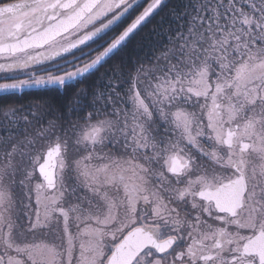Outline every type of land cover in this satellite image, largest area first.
<instances>
[{"label":"snow or ice","instance_id":"snow-or-ice-1","mask_svg":"<svg viewBox=\"0 0 264 264\" xmlns=\"http://www.w3.org/2000/svg\"><path fill=\"white\" fill-rule=\"evenodd\" d=\"M91 2L92 0H30L36 11L33 17H29L27 20L28 27L24 35H17L14 40L11 36L7 40L0 38V56L7 60V62L0 63V73H4V75H0V80L13 81L0 83V93L15 94L20 89L35 88L52 91L59 95L61 89L67 91L75 88L78 84H83L105 63L119 56L164 3L163 0H108L111 18L105 17L107 23L103 25L102 29L89 31V28L94 27L97 22L96 17L87 15ZM190 2L193 5V16L190 17V20H193L192 30L196 31L194 20H199L201 25L205 23V20L199 15V9L204 5H208L210 8L211 0H190ZM113 4L115 5L114 8L112 7ZM0 5H11V0H0ZM203 15L205 18L208 17L209 11L206 10ZM82 21L87 25L84 28L86 35L74 43L57 44V38L62 33L78 28ZM208 23L210 24L211 21ZM21 27L24 25L22 24ZM8 41L12 42L9 43ZM255 43L260 46L264 44V40L258 39ZM42 48L51 51H38ZM165 54H167V50H165ZM140 64V67L133 66L127 71L125 82L129 85L135 80L134 74L138 79L144 71L142 62ZM114 67L117 68L120 77L124 79L125 73L119 71V65H114ZM116 75L117 73H114L108 77L104 86L93 82L94 87L91 91L86 87L80 88L70 97L68 114L77 113L83 124L82 128L78 124L70 125L72 135H69V129L64 127L60 119L50 115V109L47 103L43 101L38 104L33 103L27 113L19 112L15 106H10L4 113L3 121H8L13 128L18 129L23 125L25 131L30 126L35 129L34 135L26 134L24 137L27 147L33 151L21 152V159L27 156L30 161V166L23 169L25 179L29 182H36L34 189L38 196V208L27 218V230L33 233L43 232L45 235H50L52 239L29 250L28 254L32 264H57L55 259L58 255L56 240L64 237H67L68 247L66 251L69 256V264H71L73 248L69 222L73 217L88 225V230L81 233L86 237L87 243L82 242L80 244L81 251L78 264H116L119 252L117 257L109 259L110 254L105 251L106 235L114 237L115 233H106V229L113 227L126 229L127 224L136 222L135 218L143 211L139 206V200L143 198L146 203L149 200L144 195L145 189L142 186H135L125 195L127 203H118L108 192H97L94 194L98 197L99 203L92 204L89 202V208L85 209L80 202H65L67 197L64 176L71 170L74 163L79 164V162L70 161L67 155V171L62 173L59 181L54 178L51 171L53 157L59 155L62 148L67 153L70 143L77 149L83 146L85 151L89 145L92 148L103 146L105 134L114 127L112 119L115 113L110 115L109 109L112 107L113 92L119 93L121 88V83L115 79ZM177 75H179V70H177ZM101 77L98 79L100 80ZM223 87L222 84H217L218 91H222ZM196 95L199 96L200 93L197 92ZM128 98L133 99L131 96ZM165 99L177 100L175 96L169 97L167 95H165ZM8 111L15 119L8 120ZM235 112L236 109L231 107L229 109L230 117H234ZM163 115L164 113L161 111V116ZM246 127L251 129L253 125L249 123ZM77 129H79L78 133ZM212 133H214L213 143L216 147L210 153V159L220 162L222 160V147L227 145L228 148H231L236 133L231 131L225 133L219 122L212 124ZM53 139L55 140L54 147L51 144L45 145V141H52ZM6 140L7 137L0 133V145H3ZM44 150H46L48 158L47 163L44 162ZM176 164V159L171 158L167 173L171 174L178 183H182L179 175L180 169L176 167ZM190 165L194 166V162L191 160L185 161L183 164L185 168ZM61 167H64L63 161H61ZM82 174L85 177L90 175L86 168ZM8 175L7 168H0V225H7L9 228L5 237H0V239L3 240L4 246L12 247V231L15 225L12 221L11 211L15 205L2 187L3 181ZM161 175L167 178L164 172ZM203 182L204 179L201 178V183ZM57 186H61L59 194L50 195L49 188ZM190 192L191 185H185L182 190L176 192V197L183 202ZM191 206L195 209L200 205L193 202ZM93 208L96 209L95 213L92 211ZM5 210L7 214H5ZM121 211L125 213L124 216H120ZM89 218L94 219L95 226H92ZM226 222L227 220L223 221L219 228L208 235V238H216L217 248L222 247L221 240L228 236L222 226ZM175 224L178 226L176 231H180L184 226L183 218L178 217ZM137 233L146 236L153 242L155 241V236L152 233H146L142 228L137 229ZM224 242L231 243V240L227 239ZM175 246L176 244L173 242L165 250L157 251L154 249L149 252L145 249L139 255L130 249H124V251L129 253L131 264H141V262L143 264H149V262L151 264H164L163 257L166 252L171 251ZM197 254L198 249L189 247L186 254L185 252H177L174 260L183 264L185 255H187L188 258L195 261ZM202 258L205 261L216 259L217 264H223V257L219 253L217 257L203 256ZM237 259L243 260L244 258L237 257ZM0 264H3L2 260H0ZM8 264H20V262L15 257L10 256Z\"/></svg>","mask_w":264,"mask_h":264},{"label":"rangeland","instance_id":"rangeland-1","mask_svg":"<svg viewBox=\"0 0 264 264\" xmlns=\"http://www.w3.org/2000/svg\"><path fill=\"white\" fill-rule=\"evenodd\" d=\"M112 7L114 8L115 5L113 4ZM35 11V7L32 6V8L19 12L9 20H0V28L7 27L3 32V38H7L9 34L7 31L17 26V24L27 25L28 18L33 17ZM109 13L108 0H104L90 15L96 17L97 22L94 27L89 28V31L102 29L103 25L107 23L105 16L111 18V13L108 15ZM247 21L243 23L246 32H249L251 28L248 23L251 24V22L249 19ZM85 27L87 25L82 21L78 28L57 39V44L66 45L80 40L87 34L84 31ZM255 28L260 35L258 39L264 40V21L256 24ZM215 35H219L218 38ZM257 37L255 35V38ZM208 45L210 46L209 53L203 55V59H200L201 63L198 68L196 69V65H194L186 73L191 77L189 80L188 77L186 79V77L177 76V72L173 69H169L161 77L153 80V87L147 85L151 78L146 81L140 79V87L138 90L130 91L127 96L128 105L122 107V112H116L117 109L115 108L113 112L115 116L112 119L114 127L110 128L105 134L103 146L92 148L89 145L87 151H85L83 146L77 149L70 143L67 153L65 149H61L55 173L57 181H59L62 173L67 171V155L70 161L79 162V164L74 163L71 170L64 176L66 203L87 202L86 205L89 208V202H92V204L99 203L98 197L94 194L97 192H108L118 203H127L125 195L135 186H142L145 189L144 195L150 197L147 194L149 191L148 172L144 153L149 151L148 155L153 160L164 159L166 155L177 149L176 143L170 138L171 135L191 136L198 133L199 127H212V124L217 122L220 123L221 127L238 124L244 130L249 121H252L254 128L253 130L249 129V134H253L252 131L258 132L262 135L264 142V128L261 131L258 130L257 126L259 121L264 123V113L252 106L254 101L264 98V54H258L264 53V44L254 46L253 41L241 37L237 31L233 33L230 30L226 32L215 30L214 37ZM226 49L228 50L226 51ZM210 65L215 66L218 70L214 78L211 77ZM214 79L216 82H213ZM217 84L224 86L222 91L217 90ZM212 87H214L213 90L210 89ZM197 92L200 93L199 96L196 95ZM165 95L175 96L177 100H167ZM209 95L212 97L211 102ZM129 96L133 99L130 100ZM192 98L199 101V107L195 110L182 105V101L190 100L191 102ZM215 102L220 103L219 108H214ZM250 106L252 110L247 108ZM231 107L236 109L234 117H230L229 109ZM214 109L220 110L221 114L214 112ZM247 109L249 112L252 111L249 113L251 114L248 116L249 120H238L241 115L245 114ZM18 111L25 113V111ZM161 111L164 113L163 116H161ZM211 111H213L212 115H210ZM13 118L9 111L8 120ZM29 118L31 119V117ZM7 123V125L10 124ZM200 124L202 125L200 126ZM21 127L24 129L23 125ZM158 128L164 130L159 133L160 129L158 130ZM78 131L79 129H77V133ZM27 134L34 135V133ZM69 135H72L71 129H69ZM254 136L256 137V135ZM165 137L170 138V140H166ZM256 140L260 141L257 138ZM49 144L54 146L55 140L45 141L46 146ZM17 147L18 150H16ZM24 151H33L27 147L24 137L16 141L15 149L7 152L5 150L0 151V168H7L9 172V175L3 181L2 187L15 205L11 211L12 221L15 225L12 231L13 246H4L3 240L0 239V258L3 263L4 260L7 261V264L10 256L15 257L16 260L19 256H23L24 260L20 264H32L28 254L29 250L52 239L50 235L37 234L43 232H36L34 233L37 234L36 236L33 234L29 237L24 236L25 234H19L33 233L27 230V218L38 208V196L34 189L36 182L27 181L23 171V169L30 166L27 156L25 159H21V152ZM61 161L64 162L63 168L61 167ZM85 168L90 173L88 177L82 174ZM72 183L76 186V191L81 192V195H77L74 191L70 193V190L72 192L73 189ZM14 186L21 187V194L16 191L18 189L15 190ZM60 187H54L53 190L49 191V194L52 196L58 195ZM156 196L152 193L151 198L154 200ZM157 202L161 204L158 200ZM92 211L95 213L96 209L93 208ZM5 214H7L6 210ZM124 215L125 213L121 211L120 216ZM89 219L92 226H95L94 219ZM129 225L131 223H128L127 227ZM69 227L73 248L71 264H78L81 251L80 244L82 242L87 243L86 237L81 233L88 230V225L73 217L69 222ZM124 230V228L118 227L107 228L106 233H115V236L106 235L105 241L117 238ZM8 232L7 225H0V237H5ZM56 243L58 245V255L55 258L57 264H69V256L66 251L68 247L67 237L57 239ZM44 259L46 260V258Z\"/></svg>","mask_w":264,"mask_h":264},{"label":"flooded vegetation","instance_id":"flooded-vegetation-1","mask_svg":"<svg viewBox=\"0 0 264 264\" xmlns=\"http://www.w3.org/2000/svg\"><path fill=\"white\" fill-rule=\"evenodd\" d=\"M30 8H32L30 0H11V5H0V20H9L19 12ZM21 25L19 23L7 31L9 33L7 38L11 36L14 40L17 35L23 36L28 25L23 24L24 27ZM6 28H0V38H3ZM7 38L4 39L7 40ZM46 50L49 49H39L38 51ZM4 62H7L6 58L0 56V63ZM0 75H4V73H0ZM11 82L13 81L0 80V83ZM210 89L213 90L214 87ZM211 98H209L210 102ZM252 106L264 113V98L254 101ZM219 107L220 103L215 102L214 108ZM247 108L251 109V106ZM248 109L245 110V114L239 115L238 120L249 118L248 116L251 115L249 113L252 111L249 112ZM214 112L221 114V111H217V109H214ZM212 114L213 111L210 112V115ZM249 123L253 125L252 121ZM257 126L258 130L262 131L263 121L262 123L257 122ZM253 128L254 125L251 130ZM223 129L225 133L231 131L236 135L232 140L231 148L222 147L220 162L210 159V153L216 147L213 143L214 133H212L211 126L208 128L199 127L198 133L191 136L171 135L170 138L176 143L177 149L166 155L164 159L153 160L148 155L149 151L144 153L148 172L149 191L147 194L150 195L149 200L147 203L143 198L139 200V206L143 211L135 218L136 222L131 223L117 238L105 241L107 253L111 255L115 246L131 230L145 228L155 236L157 242L168 243L161 250L167 249L170 244L175 242V248L166 252L163 257L164 264H181V262L175 261L174 257L177 252L186 254L189 247L198 249L197 257L193 261L185 255L183 264H217L216 259L205 261L202 257H217L218 253L223 257V264H264L263 137L255 131H252L253 134H249L247 127L242 130V126L238 124L227 125ZM170 138L165 137L168 141ZM256 138L260 141H257ZM171 158H175L177 161L182 183H178L171 174L167 173ZM188 160L194 162V166L190 165L185 168L183 164ZM162 172L167 175V178L161 175ZM201 178L204 179L203 183H201ZM185 185H191V192L187 195V199L181 202L177 199L176 192L182 190ZM72 186L73 189L72 192L70 190V193L74 191L77 195H81V192L76 191V186L73 183ZM152 193L157 195L154 200L151 198ZM193 202L200 206L193 209L191 206ZM86 204L87 202L82 203L84 208L88 209ZM178 217L183 218L184 221V226L180 231H176L178 226L175 224V220ZM225 220L227 222L222 226L228 236L224 240L230 239L231 243L221 240L222 247L217 248L216 238H208V235L219 228ZM19 234L29 237L34 233ZM37 234L45 235L44 233ZM147 250L152 252L154 249L147 248ZM237 257L244 259H237ZM22 260H24L23 256H19L17 259L20 263ZM4 264H7V261L4 260Z\"/></svg>","mask_w":264,"mask_h":264},{"label":"trees","instance_id":"trees-1","mask_svg":"<svg viewBox=\"0 0 264 264\" xmlns=\"http://www.w3.org/2000/svg\"><path fill=\"white\" fill-rule=\"evenodd\" d=\"M163 2V5L150 18V22L143 27L132 43L119 56L100 67L99 71L91 75L83 84H78L75 88L67 91L61 89L59 95L45 89H26L17 91L15 94L0 93V109H3L0 110V133L7 137L6 142L0 145V149L6 152L15 149L16 141L25 137L27 133H35V129L31 126L28 127L27 131H24L22 127L13 128L11 124L7 125L8 121H3L4 113L10 106H15L17 110L27 113L33 103L38 104L43 101L47 103L50 115L60 119L66 129H70L72 124H78L81 127L83 124L78 114L73 112L69 115L67 111L70 97L80 88L86 87L91 91L94 87L93 82L104 86L108 77L117 73L115 79L121 83V88L119 93L113 92L112 107L109 109L111 115L115 108L117 109L116 112H122V107L128 105L127 96L130 91L138 90L141 85L140 79L146 81L151 78L147 85L153 87V80L165 74V69L167 71L173 69L176 72L179 70L177 76L186 77V79L188 77L189 80L191 77L186 73L194 65L197 69L201 63L200 59L209 53L210 46L208 44L211 43L215 30H224L225 32L230 30L233 33L237 31L241 37L253 41L254 46L257 45L255 41L260 35L254 26L264 21V0H211L210 8L208 5H204L199 9V15L205 20V23L201 25L199 20H194L196 31L192 30L193 20H190V17L193 16V5L190 0H163ZM206 10L209 11V15L205 18L203 14ZM247 19L251 22V24L248 23L251 28L249 32H246L243 23ZM208 21L211 23L209 24ZM255 31L257 38L254 35ZM218 36L215 35L216 38ZM165 50H167V54H165ZM69 59H71L70 56ZM141 62L144 71L138 79L134 74L135 80L129 85L125 82L127 71L133 66L140 67ZM114 65H119V71L125 73L124 79L120 77ZM209 69L211 70V77L214 78L218 70L213 65H210ZM98 77H101L100 80ZM213 82L216 80L214 79ZM198 103L199 101L193 98L191 102L190 100L182 101V105L191 110L199 107ZM163 130L160 129L158 132ZM14 188L15 190L18 189L16 191L21 194V187L14 186Z\"/></svg>","mask_w":264,"mask_h":264},{"label":"water","instance_id":"water-1","mask_svg":"<svg viewBox=\"0 0 264 264\" xmlns=\"http://www.w3.org/2000/svg\"><path fill=\"white\" fill-rule=\"evenodd\" d=\"M102 1L103 0H92L91 7L87 10V15L89 16L90 14H92L96 10V8L100 5V3ZM70 31L71 30H68V31L62 33L59 37L64 36L65 34H67ZM9 43H11V42H9ZM33 89H35V88H33ZM225 146H227V145H225ZM44 154H45V161L44 162L47 163L48 158L46 156V151ZM59 155L54 156L52 159L51 171L54 174V178H55V171H56L57 160L59 158ZM176 167H178L177 164H176ZM46 171H47V169H46ZM37 173H38V170H37ZM41 180H42V178H41ZM53 189H54V187L49 188V191H51ZM137 229H139V228H135V229L131 230L130 232H128V234H126L124 236V238L120 241V243H118L115 246V248L113 249L111 255L109 256V259H112L113 257H117V254L119 252V256L117 257L116 264H131V260L129 259V253L127 251H124V249H130L132 252H134L135 254L138 255L141 251H143L147 248H152V249L159 251L163 247H166L168 245V243L166 244V242H157L156 238H155V241L153 242L152 240H149L146 236L139 235L137 233ZM142 229H144V231L146 233H149L147 229H145V228H142ZM0 260H2V259L0 258Z\"/></svg>","mask_w":264,"mask_h":264}]
</instances>
